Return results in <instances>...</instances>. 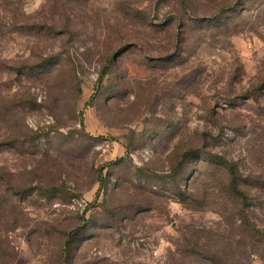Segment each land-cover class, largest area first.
I'll return each mask as SVG.
<instances>
[{"label":"rangeland","instance_id":"1","mask_svg":"<svg viewBox=\"0 0 264 264\" xmlns=\"http://www.w3.org/2000/svg\"><path fill=\"white\" fill-rule=\"evenodd\" d=\"M9 2L0 264H264V0Z\"/></svg>","mask_w":264,"mask_h":264},{"label":"trees","instance_id":"2","mask_svg":"<svg viewBox=\"0 0 264 264\" xmlns=\"http://www.w3.org/2000/svg\"><path fill=\"white\" fill-rule=\"evenodd\" d=\"M5 2V4H10L9 0H3ZM107 73V69L104 70L103 74L101 75V79H103V77L105 76V74ZM189 153L184 154V158L188 157ZM225 167H228V172L230 175V182H229V186H228V190L229 192L238 200L241 202V204L243 205V208L245 206L250 207L251 205L249 204L250 202V197L247 193V191L244 189L245 185L247 187H255L253 184V180H255L256 183H258L261 179L260 178H256V179H251L248 182H252V184H245L247 181H244L242 177H240L238 170L235 169L234 166L228 164V163H224ZM102 180H100L101 182ZM264 182V181H263ZM102 183V182H101ZM261 183V182H260ZM258 186H260V184H257ZM11 190L13 192H15V187L14 186H10ZM179 188V187H178ZM177 188V189H178ZM179 193L180 192V188H179ZM181 196L182 193L180 194ZM5 204L10 205V201L9 200H5L4 201ZM5 205V206H7ZM261 205V204H260ZM246 210H239V224H238V231L240 233V236H244L248 239L249 242V246L252 245V247L257 251V253L261 254L262 256H264V230L259 229L247 216ZM72 235L69 233L68 237H71ZM70 241H68L66 243V248H69L70 245Z\"/></svg>","mask_w":264,"mask_h":264}]
</instances>
